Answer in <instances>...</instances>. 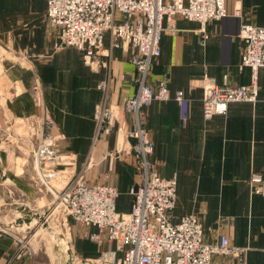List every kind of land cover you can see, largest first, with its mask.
<instances>
[{
  "label": "crops",
  "instance_id": "1",
  "mask_svg": "<svg viewBox=\"0 0 264 264\" xmlns=\"http://www.w3.org/2000/svg\"><path fill=\"white\" fill-rule=\"evenodd\" d=\"M225 8L223 18L205 24L204 37L199 22L181 17L174 20L173 33L163 34L150 82L165 75L170 93L181 91L183 101H152L142 109V123L153 141L151 168L164 178H176L173 221L194 215L202 223L204 242L225 233L233 244L247 248L244 264H264V192H252L249 183L254 172L264 179V67L256 72V101L230 103L225 113L208 118L201 104L204 76L228 87L251 84L250 68L240 63L244 43L237 31L244 23L264 26V0H225ZM57 41V30L46 21V0H0V128L7 130L6 139L11 141L0 144V205L2 214L8 211L4 220L17 226L29 227L35 218L29 213L13 216L19 195L31 207L49 210L53 205L36 179L31 156L32 122L44 109L54 120L55 132L63 136L59 153L71 158L61 165L66 174L82 173L86 183L113 185L121 213L130 210V189L141 181L136 158L109 155L116 144L115 132L92 139L94 104L101 98L98 82L108 80L114 104L135 91L130 82L135 68L127 53L111 48L107 68L94 73L82 64L76 48L56 50ZM104 46L110 47L108 33ZM124 116L132 127V115ZM24 127L30 128L28 135L20 132ZM41 215L37 219H43ZM94 230L82 228L76 235L73 229L70 255L98 254V246L85 237ZM16 235L18 231L0 229V264L31 263L19 255ZM210 264L235 261L215 255Z\"/></svg>",
  "mask_w": 264,
  "mask_h": 264
},
{
  "label": "built area",
  "instance_id": "2",
  "mask_svg": "<svg viewBox=\"0 0 264 264\" xmlns=\"http://www.w3.org/2000/svg\"><path fill=\"white\" fill-rule=\"evenodd\" d=\"M226 15L225 0H46V21L57 30L56 50L76 48L82 64L91 72L107 68L111 48L121 47L133 64L135 73L130 82L135 86L131 96L121 104L109 100V84L101 79L97 89L101 98L94 104L93 141L112 132L116 144L111 157L137 160L140 183L130 189L131 208L126 213L116 210V188L108 183H86L82 173L66 174L62 164L69 156L58 151L62 134L55 132L54 120L45 114L35 120L31 156L36 179L51 195L53 208L81 227H93L85 237L96 244L94 257H82L72 252L71 264H210L213 256L232 258L244 264L247 248L220 234L213 242H204L201 221L194 215L172 219L175 205L176 178H164L151 168L149 157L153 141L142 123V109L152 101L173 99L183 101L181 91L170 93L167 78L150 82L153 62L160 55L164 33L175 31L177 17L200 23L198 31L205 36V24ZM110 36V47L104 46V36ZM237 35L243 40L241 65L252 72L248 86H223L203 77L201 98L206 118L225 113L233 102L257 100L256 72L264 67V26L242 24ZM132 115L128 127L124 114ZM27 130H30L27 127ZM252 192H264V179L259 173L250 175ZM19 255L30 252L19 240Z\"/></svg>",
  "mask_w": 264,
  "mask_h": 264
},
{
  "label": "rangeland",
  "instance_id": "3",
  "mask_svg": "<svg viewBox=\"0 0 264 264\" xmlns=\"http://www.w3.org/2000/svg\"><path fill=\"white\" fill-rule=\"evenodd\" d=\"M20 132L28 135V130L25 127ZM8 136L7 130L2 131L0 128V144L4 142L6 145H10L11 141L6 139ZM18 199V210L14 212L13 216L25 215V213L33 214L35 215L34 222L27 227L14 225L9 221L10 219L7 220V217L4 220L2 215L8 211L2 214V206L0 205V229L12 233L18 231L16 239L22 240L26 244L30 252L27 255V258L31 261L30 264H65V262H70V245L68 246V243L72 241L73 229L76 230V235H81L82 228L85 227L76 225L69 218L63 224L64 216L59 214V209L53 210V205L48 210L47 206L31 207L26 203L23 195H19ZM39 215L43 216V219H37Z\"/></svg>",
  "mask_w": 264,
  "mask_h": 264
}]
</instances>
